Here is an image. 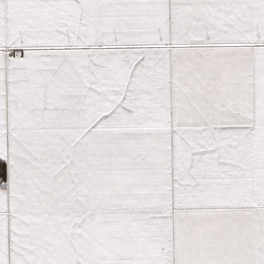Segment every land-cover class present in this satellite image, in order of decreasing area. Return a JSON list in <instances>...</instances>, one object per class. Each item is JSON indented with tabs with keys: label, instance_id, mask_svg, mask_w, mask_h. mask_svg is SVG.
Listing matches in <instances>:
<instances>
[{
	"label": "snow or ice",
	"instance_id": "1",
	"mask_svg": "<svg viewBox=\"0 0 264 264\" xmlns=\"http://www.w3.org/2000/svg\"><path fill=\"white\" fill-rule=\"evenodd\" d=\"M0 264H264V0H0Z\"/></svg>",
	"mask_w": 264,
	"mask_h": 264
}]
</instances>
